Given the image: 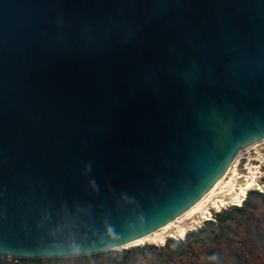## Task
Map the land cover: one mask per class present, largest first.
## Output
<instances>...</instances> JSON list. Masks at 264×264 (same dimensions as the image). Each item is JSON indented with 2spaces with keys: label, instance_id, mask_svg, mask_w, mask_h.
Listing matches in <instances>:
<instances>
[{
  "label": "water",
  "instance_id": "water-1",
  "mask_svg": "<svg viewBox=\"0 0 264 264\" xmlns=\"http://www.w3.org/2000/svg\"><path fill=\"white\" fill-rule=\"evenodd\" d=\"M262 140L264 0H0L1 257L152 234Z\"/></svg>",
  "mask_w": 264,
  "mask_h": 264
},
{
  "label": "trees",
  "instance_id": "trees-1",
  "mask_svg": "<svg viewBox=\"0 0 264 264\" xmlns=\"http://www.w3.org/2000/svg\"><path fill=\"white\" fill-rule=\"evenodd\" d=\"M263 193L249 191L240 205L213 214V220L185 234L166 240L162 247L143 246L72 259L25 260L0 256V264H264Z\"/></svg>",
  "mask_w": 264,
  "mask_h": 264
},
{
  "label": "bare ground",
  "instance_id": "bare-ground-1",
  "mask_svg": "<svg viewBox=\"0 0 264 264\" xmlns=\"http://www.w3.org/2000/svg\"><path fill=\"white\" fill-rule=\"evenodd\" d=\"M252 149L254 147L249 150ZM252 153L256 154V151ZM242 159L244 164L240 170H235L231 166L210 191L180 217L152 234L116 248V251H127L146 245L162 247L166 240H182L188 231L195 232L200 229L201 221L208 220L210 210L219 211L228 205H240L246 194L252 190L263 193L262 187L258 184V171L253 165L254 157L247 155Z\"/></svg>",
  "mask_w": 264,
  "mask_h": 264
},
{
  "label": "rangeland",
  "instance_id": "rangeland-1",
  "mask_svg": "<svg viewBox=\"0 0 264 264\" xmlns=\"http://www.w3.org/2000/svg\"><path fill=\"white\" fill-rule=\"evenodd\" d=\"M251 147H254V149L249 150ZM253 151H256V154L255 153L253 154L252 153ZM247 155L254 157L253 165L257 169L258 176H259V178H258L259 182L258 181L257 182L261 186V179L264 175V140H262L261 142H258L256 144H253V145L249 146L247 149L241 151L238 154L236 161L232 165V168H234L235 170H240L241 168L239 167V163H240L239 161H240V159H242V157L247 156ZM230 206H232V205L225 206L224 208H221L219 211L210 210L208 220H205V221L213 220V216H212L213 214L219 213L221 210H224ZM205 221L204 220L201 221L200 229L203 227V224ZM187 233H190V232L188 231ZM114 251L115 252H122L123 250H121V251L114 250ZM68 259H72V258H68ZM64 260H66V259H64Z\"/></svg>",
  "mask_w": 264,
  "mask_h": 264
},
{
  "label": "built area",
  "instance_id": "built-area-1",
  "mask_svg": "<svg viewBox=\"0 0 264 264\" xmlns=\"http://www.w3.org/2000/svg\"><path fill=\"white\" fill-rule=\"evenodd\" d=\"M236 161V160H235ZM234 164V163H233ZM9 260H12V259H9Z\"/></svg>",
  "mask_w": 264,
  "mask_h": 264
}]
</instances>
